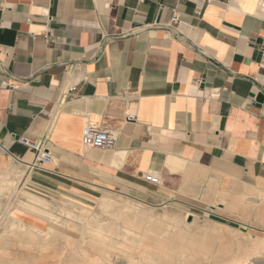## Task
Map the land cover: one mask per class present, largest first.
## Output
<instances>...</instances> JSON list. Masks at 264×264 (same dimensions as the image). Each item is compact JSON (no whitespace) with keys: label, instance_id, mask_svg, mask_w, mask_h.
Segmentation results:
<instances>
[{"label":"crops","instance_id":"0c3cea01","mask_svg":"<svg viewBox=\"0 0 264 264\" xmlns=\"http://www.w3.org/2000/svg\"><path fill=\"white\" fill-rule=\"evenodd\" d=\"M263 46L264 0H0V174L35 161L25 137L52 156L34 188L115 185L264 230ZM86 124L115 149L85 148Z\"/></svg>","mask_w":264,"mask_h":264},{"label":"bare ground","instance_id":"6f19581e","mask_svg":"<svg viewBox=\"0 0 264 264\" xmlns=\"http://www.w3.org/2000/svg\"><path fill=\"white\" fill-rule=\"evenodd\" d=\"M218 91L219 90H214L212 92L213 98L219 97L217 94H215L218 93ZM118 156H121V154ZM16 169L17 167L15 165H12L8 171L5 172L4 170L3 176L1 175L2 177H0L1 182H5V184L11 183L12 180H9L10 178L8 177ZM9 185L10 184H8V186ZM22 194L25 196V197L23 196L24 198L23 197L22 198L26 199V201L25 200H24L25 202L19 201L17 207L20 208L23 214H25L26 216H28V218H30L31 221L30 226L25 222H23L22 220H20L17 216H13L9 211H7L9 213L6 214L7 216L3 222L6 228L5 232L10 236L12 231L14 234L17 233V231L15 232L14 230H18V232L19 230H21L20 233L21 232L23 233L25 230L27 231L28 229L32 230L31 231L32 233L34 234L37 233L35 235H39L36 236L38 237V239L36 238V241L33 240L34 239L33 234L27 235L28 231L24 232L26 234H22L21 237L19 235V239H22V241L24 240L23 243L25 246L26 243L29 244V242L26 240H28L29 237H32L33 239L29 238L32 241L30 240L29 241L32 242V244L40 243V246L37 244L35 245L42 247L46 243L47 245L49 243L51 244L52 243L51 240L53 241V244H55L54 235L62 232L60 231V229H62L60 228L62 224L68 227L78 228V231L81 232L82 236L83 235L86 236L85 234H89V241H88L89 249H85V247L82 248L76 245V247L73 250L74 252L73 253L71 252L68 258H66L67 259L66 262L68 264H203L204 261L209 260L210 258L218 259V261L215 260L216 264H223L224 261L221 260L223 259L224 253L227 254L226 253L227 251L225 252L223 246L227 244L229 245L230 237L226 238L228 239L229 243L227 244L225 243V245L223 246L222 243H220L222 240L220 241L217 240L219 238L217 239L210 238L211 235L216 237L220 231L223 232L230 231V233L232 232L235 235L238 234L241 237H244L245 240L247 239L244 243H240L238 245L236 252H232L230 254L229 258L226 260L227 263L225 262L226 264H251L249 262L250 261L252 262L253 260H256L258 264H264V237L254 236L251 233V231L264 232V230L258 229L253 225H249L238 221L237 223L240 225V228H237L238 230L236 229L231 230V228H229V225L216 222L214 226L210 225L209 227H207L205 225L207 228H203V229L199 227L200 230L204 233V235L202 236H196L197 234L193 235V233H191L189 229L193 226H196L198 221H201L204 218L202 215L195 213L196 212L195 210H197L195 208L198 207L194 205L192 208L195 209L194 210L195 212L178 208L176 214L173 216L171 215L172 218L171 216L168 215L167 212H165L164 217L168 219L171 218L173 221V223L171 224L172 226H170L171 229L168 230V228L166 229L167 226L165 225V221L162 218V216L161 217L153 216L155 215L154 214L155 210L143 206L148 204H146V202L141 200L140 202L143 205H138L135 203L119 204V203H115V200H113L114 202L106 201L104 199L101 202V200H99L101 202V205L103 206V212L110 213L109 209H111V215L113 217L111 220L109 219L110 221L108 223H102V221H98L97 216L93 212H89L88 209L83 208V210H85L86 213L90 214V216H85L76 213L75 208L79 205L73 203L64 204L61 208L65 211L66 214H69V216H74L75 220L73 219V217H72L73 221L72 219H68L65 217L62 219L61 218L63 216L62 212L58 211L59 213L62 214V216L59 214V216L61 217H58L57 214H55L56 211L55 212L52 211V209L50 208L51 205H49L48 201H46L44 198H41L37 195L28 192H23ZM126 194L129 195L130 198H133L130 194L128 193ZM19 199H21V197ZM167 204H164L163 206ZM152 207L157 208L154 205ZM203 211L207 214L216 213L211 209L208 210L204 209ZM190 218L191 221L189 220ZM41 220L47 221L49 227L47 229L49 230H44L42 228ZM203 220H202L203 222L207 221L206 219ZM0 221H2V219ZM70 221L73 223V226H71ZM133 224L136 225V227L137 226H139V228L142 227L140 229L141 231L139 232L138 230L137 231L132 230L128 227L129 225L131 227ZM217 224L221 226L217 228L216 227ZM132 228L134 229V227ZM9 229L12 231H10ZM7 231H10V233ZM17 234L16 236L18 237ZM24 235L27 239L24 237ZM22 236L25 239L22 238ZM13 237L15 236H11V238ZM17 237L13 238L15 239V241L13 239L12 240L16 242V240L18 239ZM223 238L225 237L223 236ZM12 240H9L8 242ZM21 242L18 243L23 245V243ZM4 243L6 244L7 241H5ZM32 244H29V246H31ZM7 245H9L10 247V244ZM12 245H14V243ZM27 245L25 247L30 248ZM81 245L83 246V244ZM230 246H232V243L230 244ZM2 247L6 248L8 246L1 245L0 250ZM3 258L6 257L3 256ZM38 258L34 256L27 257L26 255H23V258L21 260L23 263L21 264L39 263ZM116 259H119V263H117L118 260L116 261ZM136 259L138 260L136 261ZM7 260L8 262L10 261L9 259ZM11 261H13L14 263V260ZM3 262H7V261L3 260ZM254 264L256 263L254 262Z\"/></svg>","mask_w":264,"mask_h":264},{"label":"rangeland","instance_id":"374dc122","mask_svg":"<svg viewBox=\"0 0 264 264\" xmlns=\"http://www.w3.org/2000/svg\"><path fill=\"white\" fill-rule=\"evenodd\" d=\"M93 150H100V149H93ZM17 167V166H16ZM33 170L29 167V168H27V169H21V168H19V167H17V169L16 170H14V172L13 173H11L10 174V176L8 177V178H10L9 180H12L11 181V183H7V184H5V182H1V180H0V184L2 185H0V218L2 219V221H0V247H1V245L3 246V245H6V246H8L9 247V245H7V244H10V247L8 248V247H2L1 248V250H0V257H2V258H0V264H21V263H23L21 260H22V258H23V255H26L27 257L28 256H34V257H39L38 259V261H39V263H36V264H68L67 262H66V258H68V256H69V254H71V252L73 253L74 251V248L76 247V245L77 246H80V247H82V248H84L85 247V249H89V245H88V241H89V234H85L86 236H82L81 235V232L80 231H78V228H74V227H68V226H65V225H61V227L60 228H62V229H60V231H62L61 233H58V234H55L54 235V240H55V244H53V241L51 240V244L49 245H47V243L46 244H44L42 247H39L40 246V243H35L34 241H36V238L38 239V237H36V236H39V235H35V234H37V233H32L31 231L32 230H25L24 232H27V235L29 234H33L34 236H33V238L32 237H29V238H32L34 241V243L35 244H37V245H39V246H36L35 244H32V242H30V241H32V240H30L29 238H28V240H26V241H28L29 242V244H32L33 245V247H32V245L31 246H29V244L28 243H26V245L27 246H29L30 248H26L25 246H24V240L22 241V239H19V235H20V237H21V235L22 234H26V233H20V231L21 230H19V232H18V230H14L15 232L17 231V233H20V234H17L18 235V237L16 236V234H14L13 233V231L12 230H10V231H12V233L11 234H14V235H11L10 234V236H9V234H7L6 232H5V230H6V228H5V225L3 224V222H4V219L6 218V214H8L9 212L13 215V216H17L20 220H22L23 222H25L26 224H28L29 226H30V223H31V221H30V218H28V216H26L25 214H23V212L20 210V208H18L17 207V204H18V202L19 201H26V199H23L25 196L22 194L23 192H28V193H32V194H34V195H37V196H39V197H41V198H44L46 201H48V203H49V205H51L50 206V208L52 209V211H56L55 212V214H57V216L58 217H61L62 216V214H63V216L61 217L62 219L65 217V218H68V219H72V217H73V219L75 220V217L74 216H69V214H66L65 213V211L61 208L64 204H77V205H79V206H77L76 208H75V211H76V213H78V214H82V215H85V216H90V214H88V213H86L85 212V210H83V208H85V209H88L89 210V212H93L96 216H97V220L98 221H102V223H108L113 217H112V215H111V209H109V212L110 213H106V212H103V206L101 205V202H102V200L104 199V200H106V201H110V202H114L113 200H115V203H119V204H126V203H135V204H138V205H143L141 202H140V199L141 198H138L137 196H135L133 193H132V191H126V190H124V189H121V188H119V187H116L115 185H109L108 186V188H103V187H100V186H98V185H94V184H91L90 186L92 187V188H94V189H88V190H86V193L84 192V193H81V194H79V193H77V194H79V197L78 196H66V195H64V194H62L60 191H57V190H55V189H52V188H43V186H41L40 188L38 187V188H34L33 187V185H32V183H31V180H30V178H31V172H32ZM16 173V174H15ZM3 176V173H1L0 174V177H2ZM16 175V176H15ZM145 181L147 182V183H149L146 179H145ZM14 182V183H13ZM20 183V184H19ZM8 184H10L9 186H8ZM21 188V189H20ZM38 189V190H37ZM126 193H128V194H130L133 198H130L129 197V195H127ZM19 195V196H18ZM24 196V197H23ZM107 196V197H106ZM109 196V197H108ZM21 197V199H19ZM23 197V198H22ZM129 197V198H128ZM138 198V199H137ZM132 199V200H131ZM10 200V201H9ZM99 200H101V202L99 201ZM137 200V201H136ZM24 201V202H25ZM140 202V204H139V202ZM141 201H144V202H146V204H148V205H143V206H146V207H149V208H152V209H154L155 210V212H154V214L155 215H153V216H158V217H161L162 216V218L164 219V221H165V225L167 226L166 227V229L168 228V230H170L171 229V227L170 226H172L171 224L173 223V221H172V216L173 215H175L176 214V212L178 211V208H182V209H184V210H189V211H194L195 209H197V210H195L194 212L196 213V214H199V215H202L204 218L203 219H206L207 221L206 222H203L201 219V221H198V223H197V225L196 226H193V227H191L190 229H189V231L191 232V233H193V235L195 234H197L196 236H202V235H204V233L200 230V228L201 229H203V228H207V227H209L210 225L211 226H214L215 225V223L216 222H220V223H223V224H226V225H229V228H231V230H238L237 228H240V225L237 223V222H235V220L233 221V219H231V218H228L227 216H225V214L223 213V212H221L220 210L218 211V209H211V210H213L214 212H216V213H209V214H207V213H205L204 211H198V208H195V209H193L192 207H193V205L192 206H187V205H183V204H181V203H179V202H169L168 204L167 203H165V202H162V201H158V200H155V199H152V200H146V199H141ZM171 203V204H170ZM164 204H167V205H165V206H163ZM97 205V206H96ZM155 206V207H157V208H154V207H152V206ZM201 205V204H200ZM202 206V205H201ZM162 207V208H161ZM203 207V206H202ZM61 208V209H60ZM204 208V207H203ZM208 209H210V208H208ZM207 209V210H208ZM7 211H9V212H7ZM62 212V214L61 213H59V212ZM165 212H167L168 213V215L169 216H171V218L170 219H168V218H166V217H164V214H165ZM219 214H218V213ZM21 213V214H20ZM65 213V214H64ZM173 213V214H172ZM3 214V215H2ZM59 214L61 215V216H59ZM66 215V216H65ZM221 215V216H220ZM99 216V217H98ZM4 217V218H3ZM0 219V220H1ZM73 219H72V221H73ZM108 219V220H107ZM110 219V220H109ZM193 220V219H192ZM212 221V222H211ZM41 222H42V228L44 229V230H49V229H47V228H49L48 227V223H47V221H45V220H41ZM71 222V221H70ZM204 223V224H203ZM214 223V224H213ZM213 224V225H212ZM131 225V224H130ZM130 225L128 226L130 229H132V230H138L139 232L141 231L140 229L142 228H139V226H137L136 227V225H132L131 227H130ZM207 227H206V226ZM71 226H73V223L71 222ZM221 226V225H220ZM218 224L216 225V227L218 228V227H220ZM132 227H134V229L132 228ZM200 227V228H199ZM67 228V229H66ZM137 228V229H136ZM194 228H195V230H194ZM234 228V229H233ZM7 230H8V228H7ZM10 231H7V232H9L10 233ZM195 231V232H194ZM168 232V231H167ZM251 233L254 235V236H260V237H264V232H259V231H251ZM220 234V235H219ZM222 234V235H221ZM223 234H225V235H223ZM88 235V236H87ZM11 236H15V237H17L18 239V242H21V243H23V245L22 244H19L18 242H17V240H16V242L19 244H17L16 242H14L15 241V239H13V238H15V237H13V238H11ZM218 236H220V237H218ZM223 236L225 237V238H223ZM239 236V237H238ZM24 237H25V235H24ZM23 236H22V238H24ZM230 237V238H229ZM234 237V238H233ZM6 238V239H5ZM11 238V239H10ZM26 238V237H25ZM24 238V239H25ZM72 238V239H71ZM210 238H214V239H217V238H219V239H217L218 241H220V240H222V241H225V242H220V243H222V246L223 245H225V243L227 244V243H229V241H230V243H229V245L227 244V245H225V246H223L224 247V250H225V252L227 253V254H225L224 253V256H223V259L221 260V261H224V263L226 262L227 263V259L229 258V256H230V254L232 253V252H236L237 251V248H238V245L240 244V243H244L246 240H245V238L244 237H241L240 235H235L234 233H230V231H220L219 233H218V235L216 236V237H214V236H210ZM221 238V239H220ZM226 238H229V241H228V239H226ZM243 238V239H242ZM12 240V241H10V242H8L9 240ZM27 239V238H26ZM88 239V240H87ZM235 241V243H234V241ZM238 239V240H237ZM240 239V240H239ZM242 239V240H241ZM30 240V241H29ZM79 240V241H78ZM84 240V241H83ZM5 241H7V243L5 244L4 242ZM226 241H228V242H226ZM50 242V241H49ZM74 243V244H72V243ZM83 242V243H82ZM85 242V243H84ZM4 243V244H3ZM14 243V245H12ZM16 243V244H15ZM232 243V246H230V244ZM81 244H83V246L81 245ZM12 245V246H11ZM35 245V246H34ZM42 245V244H41ZM47 245V246H46ZM85 245V246H84ZM237 245V246H236ZM226 246H227V248H226ZM61 247V248H60ZM87 247V248H86ZM5 248V249H4ZM18 248V249H17ZM36 248V249H35ZM3 249V250H2ZM63 249V250H62ZM230 249H231V251H230ZM233 249V250H232ZM29 250V251H28ZM31 250H32V252H31ZM222 250H223V248H222ZM235 250V251H234ZM213 251H215V250H213ZM4 252V253H3ZM30 252V253H29ZM40 253V254H39ZM58 253V254H57ZM215 253V252H214ZM8 254V255H7ZM37 254V255H36ZM68 254V255H67ZM3 256L4 257H6V258H3ZM49 256V257H48ZM67 256V257H66ZM227 256V257H226ZM15 258H17V259H15ZM226 258V259H225ZM4 261H7V262H3V260ZM7 259H9L10 261L11 260H14V263H13V261H9L8 262V260ZM52 259V260H51ZM61 259V260H60ZM211 259V258H210ZM206 260V261H204L203 262V264L205 263V264H216V261L215 260H217L218 261V259H211V260H213V261H211V260ZM20 260V261H19ZM50 260V261H49ZM118 260V262L117 263H119V259H116V261ZM138 259H136V261H137ZM17 261V262H16ZM19 261V262H18ZM256 264H258L257 262H256V260H253ZM252 261V262H253ZM211 262H213V263H211ZM251 261L249 262V263H251V264H254V262L252 263ZM221 263H223V262H221ZM223 263V264H224ZM225 263V264H226Z\"/></svg>","mask_w":264,"mask_h":264},{"label":"built area","instance_id":"2783aa9c","mask_svg":"<svg viewBox=\"0 0 264 264\" xmlns=\"http://www.w3.org/2000/svg\"><path fill=\"white\" fill-rule=\"evenodd\" d=\"M142 2L144 0H141ZM213 0H207L208 3H211ZM173 22H179V17L174 16ZM49 29L46 30L43 38L45 41L49 42L51 40ZM264 54V46L260 48ZM218 96L220 95V90L218 93H215ZM212 96V94H211ZM128 121L134 120L132 116H128ZM15 139V137H14ZM17 142L26 146L27 148L37 152L35 161L30 164L32 170H46L52 162L51 153L44 147L43 141H31L25 137L17 138ZM82 143L85 148L88 149H100V150H113L116 147V138L108 130H105L94 124H86L82 131Z\"/></svg>","mask_w":264,"mask_h":264},{"label":"water","instance_id":"95a60500","mask_svg":"<svg viewBox=\"0 0 264 264\" xmlns=\"http://www.w3.org/2000/svg\"><path fill=\"white\" fill-rule=\"evenodd\" d=\"M189 220L191 221V218Z\"/></svg>","mask_w":264,"mask_h":264}]
</instances>
